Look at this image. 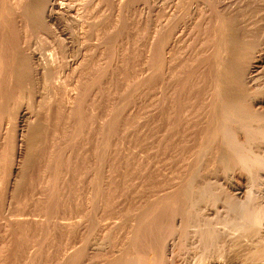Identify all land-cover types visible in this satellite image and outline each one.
<instances>
[{"label":"rangeland","instance_id":"obj_1","mask_svg":"<svg viewBox=\"0 0 264 264\" xmlns=\"http://www.w3.org/2000/svg\"><path fill=\"white\" fill-rule=\"evenodd\" d=\"M118 1L54 0L57 8L60 5L63 8L54 9L49 14L41 12L39 17L33 10L36 12L41 1L34 3L30 0V18H35V23L30 28V46L34 48V56L41 60L45 59V56L52 54L55 41L63 44L64 52L57 59L54 69H61L67 82L77 81L79 97L78 99L75 97L77 100L75 103L79 105L75 104V108L68 111L63 109V103L57 100V107L60 105L62 107L58 110L54 103L49 110L45 107L46 103H40L32 112L33 100L38 101V97H43L51 84L43 86L42 81L35 82L30 79L33 83V87H30V106L24 104L22 110L25 116L30 111V118L41 122V143L36 148L34 160L23 174L15 192L14 201L17 207L14 206L16 203L13 201L16 209H12L21 210V213L15 212L19 214V220L23 221L18 223V227L17 224L14 226L20 227V230L14 228L19 232L14 231L17 237H13L15 238L13 243L17 245L16 247L15 244L13 245L16 248L15 250L13 248V252L16 251L14 252L16 254H13L16 256H13L12 264H107L116 253H125L124 256H127L129 264H166V261H169V264H264L248 261L249 250L261 242L264 244L262 239L264 238V121L258 128L249 126L246 118L250 114L244 112L225 114L226 116L215 120L210 106L212 102L206 96L207 93L203 92L210 86V84L208 86L210 80H206L203 76L206 75L205 70L208 72L209 66L203 62L205 68H202L204 71L201 70L202 76H200L203 65L198 64L201 54L204 57L212 54L213 43L222 33L225 24L230 26L232 32L250 39L251 61L257 62L254 63L255 69L252 70L251 80L246 88L251 93L257 94L251 102V107L254 110H264V0L177 1L176 15L166 25L168 35L173 29L187 24L191 12L198 11L199 17L195 21L193 33L191 32L194 36L193 46L187 47L183 42L181 47L179 46L180 49L177 47L179 52L174 70L177 72H175L176 77H171V82L168 80L171 76L169 66H167L168 71L166 70L168 55L164 59L167 64L164 65L162 75L166 76L164 77V81L168 83H165L168 86L166 88L169 89L171 83L179 86L177 88L174 84L175 91L179 89L176 96H180L178 97L180 100H175V105H178L174 115L175 121L168 119L170 114L167 118L168 113L162 116L160 112L162 108L157 97L160 76L157 29L161 20L158 0H126L123 4H119ZM174 2L175 0H167L168 9ZM17 3L21 5L20 7L24 6L23 0ZM60 11L63 13L61 14ZM197 58L198 62H194ZM73 68L75 71L72 73ZM189 75L192 76L188 78ZM197 77L204 79L197 80ZM199 80L201 83L206 80L205 84L208 82L206 89L201 87L203 84L199 85ZM136 82L141 83L142 91L138 84L135 85ZM198 85L201 90L204 89L203 93L200 92L203 96L198 95L200 94L197 92L200 91L197 89ZM137 86L140 88L138 89ZM3 88L5 89L2 87L0 93L3 92ZM135 89H138L141 95H137ZM192 90H195L194 93L197 92V96ZM168 91L166 90V93ZM187 94L190 96L193 94L195 99ZM59 101L62 104L59 105ZM168 103L171 104L169 98L166 101L168 106L166 108L167 112H170ZM124 110L129 114L127 115ZM124 114L128 121L122 118ZM160 115L161 119L165 117L168 119L167 122L169 120L172 122H169L170 127L167 122V124L160 123ZM165 119L162 121H166ZM81 120V124L78 125ZM107 120L113 139L116 140L114 144L118 142L115 146L112 145V150H115L114 154H116H113L115 156L113 157L117 160L112 162L110 190L105 191L104 183L100 195H97L99 204L96 201L95 207L96 204L99 206L96 207L97 209L94 207L96 211L88 202L91 188L88 182L92 175L89 172L97 170L95 168H99V171L103 170L101 167L103 154L101 157L96 155L102 158L100 161L94 155V147L97 146L98 154L102 147V138L107 134L106 131H110L107 128ZM215 121L216 125H213ZM102 122L106 126H101ZM125 122L128 123H126L127 129L124 126ZM163 123L166 125L164 126ZM211 126H216L214 134L211 133ZM226 131L236 135V132H239L243 147L227 143L230 141ZM75 133L77 137L80 135V140L73 135ZM212 134V139L208 145H205ZM1 137L0 141L3 139L5 141V138ZM4 141L1 142L0 155L1 151L3 153L6 151L4 144L6 141ZM77 141H80L79 144ZM253 145L259 149L258 157L261 158L259 161L250 160L246 154L247 152L250 157L256 156L257 152H252ZM90 148L94 154L91 153ZM202 150H205V155H202ZM90 157H93L94 161ZM97 159L101 162L100 165L96 164ZM224 160H228L224 162L227 166L234 163L226 172L221 171L220 162ZM0 163V167L3 166L0 170L4 169L3 172L0 171L1 201L7 169L3 165L4 162ZM91 163L93 166H99L93 168ZM99 171L97 174L99 173L101 177L102 173ZM189 174L195 175L203 183L215 185L218 194L240 199L247 197L250 192L249 203L242 211L244 221L252 226L250 232L244 233L234 248L229 246L230 238L227 236H220L218 240L220 243L207 249L203 248V240L198 242L191 235L184 243L178 240V229L173 225L175 196L171 195L156 203L151 214L129 239L128 233L131 228L129 220L131 215L133 216L134 209H145L151 203L155 204L156 201L153 199L156 192L168 187L177 188L183 184ZM0 204L1 207L2 201ZM88 208L89 210H86ZM0 209V221H2L1 216L4 213L2 207ZM35 212H41L40 217ZM48 212L51 216L62 215L64 219L70 218L69 220L72 221L75 218L74 223L71 221L72 227H58L57 224L49 221V217L50 220L53 219ZM225 212L226 205L222 202V197L216 202L213 200L202 202L197 216L200 229H206L207 223L219 219ZM47 217L45 222L48 221V224L33 222V220L42 222L43 218ZM26 219L29 220V224ZM110 219L117 222L116 227L110 226ZM75 220L78 223H75ZM27 226L29 227L26 228ZM193 229L194 227L189 231ZM4 230L3 227L0 228V232L3 233ZM2 233L0 237H3L4 242H0V248L11 247L5 244L7 242L10 244L6 240L8 234ZM167 239L177 240L175 254L172 257L165 256L162 252L163 244ZM102 241L105 242L104 249L99 245ZM7 248L3 249L7 252L3 250L4 253L0 252V264L11 262V248L10 250ZM5 253L10 255V258L8 256L10 260L6 258ZM221 253H223L222 258H215Z\"/></svg>","mask_w":264,"mask_h":264},{"label":"bare ground","instance_id":"obj_2","mask_svg":"<svg viewBox=\"0 0 264 264\" xmlns=\"http://www.w3.org/2000/svg\"><path fill=\"white\" fill-rule=\"evenodd\" d=\"M18 1H20V0H0V77H2L0 80V90L2 89V87H5V89L3 88L4 89L3 92L0 93V136L5 138V141H6L5 142L4 139L1 137L3 140L0 141V146H1V142L4 141L5 142L4 144L6 145V151H4V153H3V151H1L2 154L0 155V162H2V163L4 162L3 165L7 169V178L5 181H3L5 183V185L3 186L4 187V193H3V196L1 199V201H2L1 207L3 210L2 213H4V214L1 216L2 221H0V222H2V223L0 224V228L3 227V230L4 229L6 230V231L4 230V232H6V234H8V236H7L8 239H6V240L9 241L10 244H8V242L5 244L11 246V247L8 246L9 248H7V246H6V248L9 250L11 248V258H10V255L8 253H5V254H7L6 258L8 260L11 259V262H8V264L14 263L12 261V258L14 260V257L16 256V255L14 256V254H16L14 252H16V251L13 252V248L15 250L16 249L15 247L17 245L15 243H13V240L17 237V236H15V232H14L17 230H14V228H15L14 226L17 224L16 226L18 227V223L19 222L21 223V221H23V220H19V218H20L19 214L18 215L16 214V212L21 213L20 212L21 210L17 209V211L15 210L16 211L15 212L12 209V208H14V206L17 207V203H16V201H14V200H16L15 199L16 198L15 192H17V188L20 184V181L23 177V174L26 172L27 168L32 163V161L34 160L36 148L41 143V136H40L41 122L38 119L34 120V119L30 118V111H29L28 115L25 116V114L23 113V110H22V105L29 104L30 92H31L30 87H33V83L30 79H33L35 82L36 81L37 82L42 81L43 86H45V85L48 86L49 84H51V86L47 87L44 95H42L43 97H38L39 98L38 101H37V99L33 100L34 105H31V111L32 112L34 111V109H37V107L39 106L40 103H42V104L46 103L48 106H46V104H45V107L48 110L54 104H56L55 106L57 107V100H60L63 103V106H64L63 109L71 111L75 108V104H78L75 102H77L76 99H78V97H79V94L77 96V89H78L77 81H73V82L71 81L70 82L68 80L69 82H67L66 81L67 79L65 80V78L63 76V74H64L63 71L61 69H59V70L54 69L55 65L57 64V59L64 52L63 44L60 41L54 42V46H53L54 48L52 49V54L45 56L44 57L45 59L41 60V59H38V57L36 58L34 56V50H33L34 48L30 46V28L35 23V18H30V0H26L25 1L26 3H24V0H23V4H22V5H24L23 7H20L21 5L17 3ZM32 1H34V3H36L37 1H39V2L41 1L40 5L37 7L38 9L35 8V9H37L36 12L33 10L34 14H38L37 16H39V14L41 12L49 14L52 12V10L54 11V9L58 10L60 8H63V7H60L61 5L59 6V8H57L54 4V0H32ZM125 1L126 0H119L118 2H119V4H123V3H125ZM177 1L178 0H175V2L173 4L171 3V8L168 9L167 0H158L159 7H160V14H161L160 18H161V20H160L159 28L157 29V46H158L159 55H160V57H159L160 76H159V81H158V86H157V95H158L157 97H158L159 103L161 104V105L159 104V106L162 109L161 110L159 109V110H160L162 116L166 115V113H168V115H166V116L168 118V116L170 114V117L168 119H171L172 121L176 120V119H174V115H176L175 114L177 112L176 109L178 108L177 104H176L177 105V108H176L175 100L177 101V99H179L180 96H176L177 95L176 92L179 89H177V91H175V85H176L175 83H171L169 85L170 86L169 89L166 88L167 85L165 83H167V82L164 81V77H166V76L162 75L163 74L162 71H163L164 65L166 63L164 61V59L168 55L167 59H169V60L167 61L168 64L166 63L167 64L166 67L169 66V69L171 70V72H170L171 76H169V79H168L171 82L172 81L171 77H173V78L176 77L175 72H177V71H174L175 65L177 63L176 60L178 59L177 54L179 52V50H177V47L180 49L183 42H185V45L187 47H190V45L193 46L194 36L192 35V33H193L192 30L196 25L195 21L199 17V16H197L198 11L191 12V14L189 15V20H188L187 24H185L182 27L173 29V31L168 35L166 33V25H167V22L170 20H173L175 15H176L175 4L177 3ZM60 13H61V11H60ZM223 22H226V21H223ZM229 28H230L229 25H227V24L224 25L222 33L219 34V36L215 39V41L213 43L212 54H208L207 57L206 56L204 57V55H202L200 53L201 57L197 56V57H200V60L197 58V61H194V62H198V60H199L200 62H198V64L203 65L202 67L200 65L199 66L197 65L199 68L201 67V69H200L201 73L198 71L201 75L199 73H197L200 76H202L201 70L204 71V69H202V68H205L203 62H205V65L207 63V65L209 66V68H207L208 66H206V68L208 69V72H207V70H205L206 75H203V76H205L206 80L207 79L210 80V83L207 82L208 86H209V84H210V86L205 91H203L204 89L201 90L199 85L203 84V85H201V87L206 89L207 83L206 84L204 83V82H206V80H203L204 82L201 83L200 80L204 79V78L201 77V79H200L199 77H197V80H198V78L200 79L199 80L200 83H199L198 88H197V89H200V91H197V92L200 93L203 91V92L207 93L206 96H208L209 100L212 102V103H210V106H211V110L213 112V116L215 117V120H218V118L222 117V116H226V115H230V114H236L237 112H241V113L244 112L247 115L248 114L251 115V116L248 115L249 117L246 118L247 121H249V124H250L249 126H254L255 128H258L259 124L262 121H264V110L263 109L254 110L253 107H251V102L257 96V94L251 93L249 91V89L247 90V88H246L248 82L251 80L252 70L255 69L254 63L257 62L254 60V63H252V61H251V54L249 52V49L252 47L251 43H250L251 40L248 38L246 39L244 36H242L240 34L232 32ZM166 70L168 71V67ZM74 71H75V68H73L72 73ZM196 72H197V70H196ZM164 73H166V72H164ZM168 75H169V73L167 74V76ZM191 76L189 75L188 78ZM194 76H197V75L194 74ZM73 79H75V78L73 77ZM194 79H196V77H194ZM75 80H77V79H75ZM140 80H138V81H140ZM174 80H176V79H174ZM176 82H177V80H176ZM188 82H190V79L188 80ZM188 82L186 80L187 85H188ZM186 83H184V85ZM197 83H198V81H197ZM137 84L140 86L141 83L139 84L136 82L135 85H137ZM172 84L173 85L175 84V85L173 86ZM143 85H144V83H143ZM203 86H205V87H203ZM140 87H138V89ZM176 87H177V85H176ZM138 89H135V90H137V93H138ZM140 90L142 91V87ZM166 90H169L168 93H166ZM194 92H195V90L193 91V94L197 93V92L196 93H194ZM202 93H200L198 95H202ZM139 94L140 93H138L137 95H139ZM166 94H168V96H166ZM193 94H192V96H190L188 94L187 95L189 97H193ZM195 96H197V94ZM75 97H77V98L75 99ZM189 97H188V99H190ZM168 98L171 100V104L168 103V105L170 106L169 107L170 112H167L168 106H166V101ZM197 98H201V97H197ZM193 99H195V98L193 97ZM205 99H206V97L204 98V100ZM200 100H202V99H200ZM60 101H59V105L62 104ZM35 103H36V105H35ZM125 105H123V106H125ZM29 106H30V104H29ZM174 106H175V108H174ZM60 107H61V105H60ZM60 107L58 106L57 110L60 109ZM76 107H78V106H76ZM76 109L79 111L78 108H76ZM229 111H231V113ZM124 112H126V111L124 110ZM119 114H121V113H119ZM128 114L129 113H127V115ZM124 115L125 116L122 118H125L124 121H128L126 119L127 118L126 114H124ZM162 116L159 117V120L162 118ZM119 118H120V116H119ZM167 118L166 119H165V117L163 118L166 121H162L163 119H161L160 123L161 122L166 123L168 120ZM109 120H107V123H106L108 125L107 128H109ZM124 121H123V123H124ZM81 122H82V120L80 121V123H77V124L79 125V124H81ZM103 122H102L103 125H101V124L100 125L104 127V125L106 126V124H104L105 122L104 123ZM169 122H171V121L169 120L167 122L168 126L170 125ZM126 123L127 122H125V125L123 124L125 126V129H127ZM166 124H164V126ZM213 125H216V121ZM164 126H162V128ZM242 126L244 127L243 123H242ZM167 127L165 128L166 131H167ZM107 128H105V129H107ZM165 129H164V131H165ZM108 130H110V128ZM215 130H216V126H214V127L211 126V133L214 134ZM79 131H81V130H79ZM126 131H125V133H127ZM122 132H124V131H122ZM161 132L163 133V131H161ZM76 133L73 135L75 136ZM106 133L107 134L102 138L103 144L101 143V145H102L101 149L98 148L101 151V154H100V151H98L99 153L97 154V152H96L97 146L94 147L95 150L93 148L95 154L90 148V150L92 151L91 153H93L95 156L100 155V157H101V155L103 154V159L96 156V157H98V159H100V161L102 159V164H101L102 166L101 167L103 168V170L101 167L100 168L103 172L99 171L100 170L99 168H95L97 170H95L94 172H92L88 168L90 170L89 174H92V175H91L90 181L87 179L89 181L88 184L90 183V187H91L90 188V194L88 193V195L90 197H88V195H87V197L89 198V201H88L89 205L91 204V206L93 207V210L97 206H99L96 204V207H95V202L96 201L98 202L99 196L97 197V195L98 194L100 195V189H102L104 183H105V187H106L105 191L108 192L110 190V187H111L110 182H111V176H112V171H111L112 169L111 168H113L112 164L114 162H116L115 160H117L116 158L114 159V157H115L114 155H116V154H114L115 150L114 151L112 150V145L114 144V141H116V140L113 139V134H112L111 130L106 131ZM236 133H237V135L234 134L233 132L231 134V132L226 131V136L229 138V141H230L227 143L233 144V146L237 145L239 147L240 146L243 147V145L240 143V142H242L240 134H239V132H236ZM213 134L208 137L205 145H208V143L210 142V140L213 137ZM75 137H76V139H78L80 137V135H78V137L76 135ZM75 137H74V139H75ZM123 137H125V135ZM79 140H80V138H79ZM122 140L124 142V139L121 138V141ZM101 141L102 140H100V142ZM125 141H127L126 138H125ZM79 142H78V144H79ZM116 143H118V142H116ZM116 143L114 144V146L116 145ZM71 144H72V141H71ZM98 146L100 147V144H98ZM73 148H74V146H73ZM0 149L2 150V148H0ZM113 149H115V147ZM3 150H5V148ZM202 151H203L202 155H205V150H202ZM254 151L257 153H255ZM252 152L255 153L256 156L254 155L253 157H250L248 155V153L246 152V154L250 160H252V161L261 160V158L258 157L259 156V149L256 148V145H253ZM87 153H89V152H87ZM94 155H92V156L94 157ZM96 157L94 159H96ZM98 159H97L98 163L95 161L96 164L101 163V162H99ZM112 159H114V160H112ZM226 161H228V160H224L223 162H220V165H222L221 171H223V172H226L227 170L232 168V166L234 165V163H232L230 166H227V163L224 164V162H226ZM5 163H6V165H5ZM91 164H92L93 168H94V166H96V165L93 166V163H91ZM99 165H97V166H99ZM0 166H1V163H0ZM88 166H89V164H88ZM2 167H0V168H2ZM3 170L4 169H2L0 171L3 172ZM98 171L102 173L101 177H99V173L97 174ZM96 175H97V177H96ZM98 177H99V181L97 183ZM1 181L2 180H0V182ZM91 183H92V185H91ZM171 195L175 196V209H174L173 225L175 228L178 229V240H180L184 243L187 242L189 236L191 235L192 238L196 239L198 242H200V240H203L204 241V247L203 248L207 249L208 247L211 248V247H213V245L215 246L218 243H220V242H218L220 236H227L228 238H230L229 246L231 248H234V247H236L237 242L241 239V236L246 232H250V230L252 228L251 225L247 224L244 221V218L242 216V211H243L244 206L247 203H249L250 192H248L247 197L244 196V197H241L240 199L229 197V196H226L225 194H218V191H217V188L215 185L203 183L195 175L193 176L192 174H189L188 178L183 182V184L177 186V188L168 187V188H165V189H162V190L156 192L154 195V199H153L156 201L155 204L151 203V205L147 206L145 209L144 208L134 209V211L132 212L133 216L131 215L130 220H129L130 221V227H131L130 231L128 233L129 239L131 238V236H133L137 227L151 214V212L153 211L152 209L155 207L156 203L167 198L168 196H171ZM220 197H222V202L226 205V212L224 213L223 216H220L219 219H216L210 223H207L206 229L201 230L199 227L201 225L198 223V219H197L201 203L204 201H208V200H213V202H216L220 199ZM13 201L16 204L13 203ZM13 204H15V205L13 206ZM98 204H99V202H98ZM86 205H88V204H86ZM14 209H16V208H14ZM86 210H89V208ZM93 210H92V213H93ZM24 212H28V211H24ZM22 213H23V211H22ZM35 213H37V212H35ZM35 213H34V215H35ZM39 213H41V212H39ZM39 213H37L38 216H39ZM89 213H91V212H89ZM29 214H30V212H29ZM24 215H27V214H24ZM48 215L51 216L49 212H48ZM56 215L57 214H55V216H51V219H53V220H50V217H49V221H52L53 223L57 224L58 227H60V228L66 227V226L67 227L71 226L72 222L75 219L72 217L73 218V221H72V220H69L70 218L64 219V216H62V215L61 216H59V215L56 216ZM22 216L23 215L21 214V217ZM28 217H26V218H28ZM39 217L37 219H39ZM43 217H45V215ZM24 219H25V216H24ZM43 219L44 220L40 219V220H42V222L39 220H36V221L33 219L32 220H33V222L38 221V223L40 222V224H41V223H44L45 220L48 219V217L43 218ZM26 221H27V219H26ZM79 221H80V219L78 220V222ZM76 222L77 221L75 220V223ZM30 223H32V221H30ZM45 223L48 224V221ZM26 224H24V226ZM28 224H29V222H28ZM109 224H111L110 226L114 228V227H116L115 225L117 224V222L110 219ZM216 225H218L219 227H216ZM254 225L255 224H253V226ZM19 226H21V225H19ZM29 226H27L26 228H28ZM73 226H75V225L73 224ZM192 227H194V229L192 231H189V229ZM15 229L20 230V227L15 228ZM4 232L3 233L0 232V234L1 233L4 234ZM17 232H19V231H17ZM6 234H5V238H6ZM2 236H4V235H2ZM13 237H15V238L13 239ZM2 238H1L0 242H4V241H2L3 240ZM262 239L264 240V238H262ZM262 239H261V241H262ZM2 244H4V243H2ZM176 244H177V240L173 241V240L167 239L166 242H164V244H163V248H162L163 255L172 257L175 254L174 250H175ZM99 245H100L101 249L102 248L104 249L105 242L102 241V243H100ZM6 248H3V249L6 250ZM0 249H1L0 250V252H1L3 249H2V247ZM4 252H7V251H4ZM8 252H10V251H8ZM69 253H71V252H69ZM124 254L125 253H121V254L116 253L115 255H113L112 260H110L109 263H107V264H129V263H127V256L126 255L124 256ZM8 256L10 259L8 258ZM222 256H223V253L217 254L215 258L220 259V258H222ZM248 261L249 262H263L264 263V244L262 242L257 244L256 247H253L252 249L249 250ZM166 264H169V261H166Z\"/></svg>","mask_w":264,"mask_h":264}]
</instances>
